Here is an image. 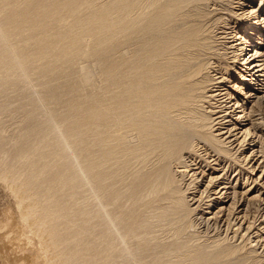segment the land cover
Wrapping results in <instances>:
<instances>
[{
    "label": "bare ground",
    "instance_id": "6f19581e",
    "mask_svg": "<svg viewBox=\"0 0 264 264\" xmlns=\"http://www.w3.org/2000/svg\"><path fill=\"white\" fill-rule=\"evenodd\" d=\"M26 1L31 4L26 5ZM86 1L0 0V23L7 22L5 26L2 25L4 27L0 26V48L7 46L8 51L13 54L12 59V55H8L10 60L5 65L7 71H38V75L43 76L49 65L65 61L69 64L71 60L69 65H61L66 69L58 68L52 73V76L59 75L63 71H71L72 61L78 56L91 57L103 71L100 86L96 88L95 84L94 88V84H86L93 86V93L92 88L89 93V87H86L87 92L86 85L81 84L79 87L75 85L72 91H65L64 87L46 90L42 99L47 100L46 102L53 100L56 104L66 103L65 112L58 115V112L49 108L46 114L43 113L46 115L45 119L30 120L33 135L26 141H17L12 149L7 147V151H4L2 148L1 164L10 170L14 181L24 175L25 185L38 198L35 203L38 206L34 209L36 212H29V216H38L35 222L37 228L47 226L53 244L50 246L43 240L42 245L46 247V251L50 247L59 252V260L55 264H182V260L186 258L183 254L186 244L174 243V240L181 238L186 232L185 228H188L186 220L191 217L192 211L188 206V196H185L186 192L191 191V183L196 180L194 178L190 181L193 174L186 156L198 155L193 146L197 143L196 139L210 144L216 151L220 150L219 153H226L221 151V143L211 133L221 117L214 120L211 115L198 114L193 109H197L199 104H206L204 95L211 93V89L219 84L216 83L217 77H209L208 71L212 69L209 65H216V71L212 69L211 73H216L214 76L221 75V79L229 73L228 65L234 63H228V49L221 48L218 45L220 42L216 43L217 39L225 40L226 37H221L224 32H214L224 29L219 26L230 23H225L220 13L208 12L210 7L222 8L218 0H145V7H142L144 2L141 0L142 4L136 3L141 13L138 12L136 16L125 14L123 19L117 16L119 12L118 15H124V11L117 12L120 0L116 6L114 0V3L111 1L112 7L108 6L109 10L101 8V13L104 12L106 16L109 14L107 17L111 13L114 16V11L110 10L115 8L118 20L112 17L109 22L111 17L108 20L105 17V20L99 19L100 23L94 22L96 25L87 22L85 27L79 26L85 33L89 32L94 41L89 45L91 41L88 44L86 40L87 45L82 38L79 41H82L81 49H75L77 46L74 45H78V32L74 33L70 27L69 30L66 29L68 33L61 32L62 35L60 32L57 34V31L64 29L68 21H73L74 24L79 22V15L84 10ZM133 3L131 0H123L121 7L130 10ZM241 3L242 7H246L247 2ZM263 3L264 0H258L255 9L243 16L247 20L246 25L244 24L237 39L240 40L238 45L241 48L234 51L238 54H234L237 56L234 59L242 63L238 75L247 74L241 77L242 84L248 81L253 87L259 86L252 90L257 92L264 88V55L259 53L264 31L261 34L258 31L259 26L264 23L263 19L260 20L264 16ZM22 5L30 7L32 14H23ZM136 10L139 11L138 8ZM184 12H189L191 18L180 20L179 17ZM94 13L93 17L98 14ZM74 29L78 31V28ZM82 29L79 32H83ZM253 33H257L258 38L255 49L250 51L252 41L249 42L248 37H256ZM45 41L50 44L46 53L30 51L32 47ZM94 42L97 44H93ZM127 49L131 50L129 54H126ZM121 51H125L126 56ZM223 65L225 68H222ZM70 74L72 71L62 77ZM233 84V88H240ZM62 96L67 99L62 100ZM254 97L258 100L256 104L259 108L264 106V98H258L257 94ZM234 103L235 106L237 101ZM76 122L80 126L74 131V127H78ZM39 126H43L41 132ZM122 133L128 135L126 137L133 134L132 139H135L136 144L126 146L121 142L124 144L122 145L119 142L122 140L120 137H124ZM126 137L123 138L125 141ZM69 145L75 147L70 151L71 155L65 158L63 150L68 152L64 148ZM114 152L123 154L121 157H124L122 160L127 166L132 162L138 166L137 169H132V174H127L126 179L120 177L121 187H116L119 177L110 162ZM122 160L118 167L123 166ZM75 163L80 164L81 168L73 177L72 166ZM127 166L126 169H129ZM122 169L119 171L124 173L125 169ZM186 179L190 181L188 185H185L188 182ZM76 186H87L96 196L94 203L97 204V212L90 221L86 219L84 222L82 216L83 221H71L74 208L72 207L71 212L68 211L71 202L69 203L67 196ZM74 193L78 195L76 190ZM80 195L81 193L77 197L80 198ZM75 203L77 202L74 205ZM79 203L78 206L81 205ZM87 216L86 218L89 217ZM164 233L171 234V240L159 243V236ZM164 235L165 238L167 235ZM220 244L212 247L199 245L195 248L192 244L191 250H194L191 252V264H249L250 259L237 255L241 249ZM1 247L0 255L4 256L6 253L3 255ZM180 254H183L182 259ZM173 259L176 261L172 262Z\"/></svg>",
    "mask_w": 264,
    "mask_h": 264
},
{
    "label": "rangeland",
    "instance_id": "374dc122",
    "mask_svg": "<svg viewBox=\"0 0 264 264\" xmlns=\"http://www.w3.org/2000/svg\"><path fill=\"white\" fill-rule=\"evenodd\" d=\"M52 1H57V0H51V2ZM58 1H62V0H58ZM111 1H113L112 3L116 1L114 3L116 6L118 0L115 1L94 0V2L93 0H87L86 5L89 3L87 5L88 7L84 5V10H82V13L79 15L81 19L80 18L78 19L79 22L75 21L77 23V24L75 23L76 26L79 24L78 27L74 26L75 24L73 23V21H71L73 24H69L71 22L68 21V23H66V26L64 27L65 30L60 29L61 31L58 30L57 34H59L58 32L60 33L63 32V34L68 33L70 27V30L73 29L74 33L78 32L76 34L78 35L79 38L78 42L83 38L85 39V41L84 40L83 41L86 44L87 42L89 44V42L91 41L89 44L91 45V43L94 41L93 39L91 40L92 36L90 35L89 32H86L89 33L88 35H90V38H88V35L85 33V31L82 28H79V26L81 27L83 25L85 27L86 25L85 23L87 22H88L87 24L100 23L98 22L99 19L105 20L107 18L108 20L111 17L110 18L111 20H108L110 22L112 21V17L114 18L117 12L119 11L122 12L124 11L123 12L124 15L122 16L118 15L120 14V12L117 14V16H119V18L122 17V19L126 15L131 16L130 14H133V16H136L138 12L141 13L140 8L137 7L138 5L142 4L141 0H133L135 1L134 3L131 0V3H133L131 5L134 6L136 3L138 4V5L136 4L135 8H133L132 6L134 10L132 8H130V10H127L129 8L127 9L122 8L121 2L123 0H120V4L118 3L119 4L118 7L120 6L123 10L122 9L120 10L119 7L118 11L115 12L116 10L115 8H113L114 10L111 9L110 11L111 12L114 11L115 15L112 16L113 14L110 12L111 13L110 17H107L109 14L106 16L104 15V12L101 13V11L107 9L109 10L110 5L112 7ZM144 1L145 0H143L142 2ZM147 1L150 2V0ZM257 1L258 0H242V1L218 0L217 2L218 3L220 2L219 4L221 5L222 8L210 7L208 9V12L211 13L215 12L214 14H217V12L218 14L220 13L223 16L222 17L223 21L225 23H230L226 26L223 25L219 26V28H224V29L219 31L215 30L214 32H216V34L220 32H224V34H222L221 37H226L225 40L217 39L216 43L220 42V44L218 43V45H220L221 48L225 47L226 49H228L227 50V53L229 54L228 58L230 57L228 63H231L233 61L234 63L232 65L231 64L228 65L229 73L226 74V77L224 76L221 79H219L221 75L214 76V74L216 73H211L214 70L216 71L217 69V67H215L216 65L215 66L209 65V68L212 67L213 69V70L211 69L212 70L211 71L208 68V70L212 74L211 75L208 71L209 77L213 79L218 78L216 80V83L219 84L215 85V87L211 89L212 90L211 93H207L204 95L205 96L204 101L206 104H199L197 106L198 110L196 108L194 109L192 108V109L198 114L211 115L212 117L211 119L214 118L217 119L218 117H221L219 120L216 121L217 123H219V125H216L217 124L216 122H215L216 124L214 123L215 127H213L211 133L213 137L216 138V140H218L219 143H221V145H219V147L221 146L220 147L221 151L226 153H219L220 150L216 151L210 147V144L208 145V143L206 144L204 141L196 139L195 142L197 143L193 144V146H194V150L196 151V154L198 155L193 156V154H191L192 156H186L188 165H191L190 168L192 170L191 174H193V177L191 176L190 181L192 182L194 178H196V180L193 181V184L191 183V187H190L191 191L186 192V196H185V197L188 196L187 201L189 203L188 204L189 209L192 211V213L193 212L194 213L193 214L191 213L190 215L191 217H188L189 219L186 220V223L188 224V226L186 225L188 228H185L186 232L183 233L182 236L180 235L181 238L178 237L175 239L176 241L174 240V243L176 242V243L186 244L184 245L185 248L183 252L186 258L182 260V264H191V259H190L191 252H193L194 250V249L191 250L192 244H193L192 247L195 248L199 245L200 246L207 245L208 247H212L215 245L219 246L220 243H221L220 245L223 246H230L231 248L241 249V251L237 253V255L246 256L247 260L250 259L248 261L249 264H264V106H261L262 108L261 107L259 108L258 105L256 104L258 100L254 97V94H257L258 98L261 99L264 98V88L262 89L261 92H257L256 90L255 91L252 90L254 88L257 89L259 86H257V88L253 87L249 85L248 81L247 83L245 82L242 84L241 77L247 76V74L245 73V75L244 74L238 75L240 73L239 72L240 69H242L240 67L242 63L234 59V57L238 56L237 52L235 53L234 51L236 49L241 48V46L238 45L240 40L237 41L239 37V33L240 34L242 33L241 29L246 25L245 22L247 21L244 20L245 17L243 16L246 15L247 12H251L252 10L255 9V7L257 6L256 5ZM241 2H247L245 4H247L248 6L246 5V7H242ZM29 4H31V2L26 1V5ZM143 4L144 5L142 7H145L146 3L144 2ZM21 7L22 8L24 7L23 8L24 10H21L23 14L26 15L32 14V10L30 7L28 8V6L25 5H22ZM137 8L139 11L136 10ZM131 11L133 12L131 13ZM94 12L98 13L96 14L97 17L96 16L93 17V15H95ZM122 12L121 14H123ZM188 13L189 12L182 13V15L184 14L183 15L184 17L181 15L182 18L179 17V19L185 20L188 19L189 17L191 18V14ZM185 15H187L188 17ZM91 18H93L94 20L93 19L91 20ZM115 19L118 20L116 17ZM115 19L114 21H116ZM262 19L264 20V16L260 18V20ZM90 20L93 22H91ZM258 21L259 20H257L256 22ZM5 23L7 22L1 21L0 26L2 25L5 26L6 25ZM252 23H255V21H253ZM259 24H255V25L258 26ZM261 25L262 26H259L258 28L260 34L264 31V23ZM74 28H78V31L77 29ZM66 29L68 30L66 31ZM79 29H82L83 32L81 30L79 32ZM79 35L81 38L79 37ZM254 35L256 37H252V36L248 37L246 35L248 38H250L248 39L249 42L252 41L251 47H249L250 51H253L255 49L254 47H256V41L258 35L257 33H253V36ZM78 42H77L78 45H74L77 46L75 47V49H81L80 47H82L80 44L82 41L79 43ZM84 42L82 44L86 45ZM221 43L224 44V46H222ZM261 43L262 44L259 46L260 48L259 53L261 55L262 54L264 55V37L262 38ZM93 44H97V43L94 42ZM3 47L0 48V150H2L3 148L4 151H7L6 148L8 147L9 149L10 148L12 149L17 141L19 140L26 141L30 139V137L33 135L30 122H32L33 119L35 120L40 119L39 121L45 119L44 118L46 116L45 114L47 113L49 108L52 111L54 110L58 112L56 113L58 115H62L65 112L64 110L66 108L65 105H67L66 103L56 104V102L53 100L48 101L49 102L48 103L46 102L47 100L44 101L42 99L44 97V92L45 93L47 92L46 90L48 89L50 90V88H55V87L59 89L64 87L65 91L66 90L72 91L75 85L78 86L79 84L84 86L86 84H94L93 85L94 88L96 84V88H97L98 86L101 85L99 83L103 82L102 81L103 78H101L102 77L101 75H103V71L101 70L99 65H97L98 63H96V60L87 56H78L75 61H72L73 62L72 63L73 68L71 70L72 74H70L67 77H62V76L69 74L71 72L69 70L63 71L59 73V75L57 74L54 76H52V73L53 71L58 70V68L62 70L66 69L67 67L63 68L62 66L69 65L71 63V60L69 64L67 61H65L64 62L65 64L59 63L60 65L59 64L49 65L45 69V71L47 70L45 72L47 76L46 75L42 76L41 73H40L41 75H38L39 73L38 71L35 72L33 71L35 75L33 74V72L32 73L22 72L20 69L7 71L5 69L6 68L5 65L8 64L10 60V57L8 58V55L11 54L12 55L11 59H12L13 54L10 51H8L9 48H7V46L6 47L3 46ZM49 47L50 44L48 43V41H45L39 43L36 47H32V48L30 47L31 48L30 51L31 52L36 51L35 53L40 51L42 53H46ZM91 47L92 49H94L93 47L95 46L93 45ZM126 51H127L126 54L127 53L129 54L131 50L127 49ZM218 52L221 54L222 51H218ZM122 53L124 54L125 51ZM123 54H120L122 55L121 57L126 56V54H124L125 56ZM234 54H236L237 56ZM223 66L224 67L222 68H225V65ZM64 72L66 73L68 72V73L65 74ZM262 82L264 84V80H262ZM233 83L239 85L240 88L239 89L233 88L234 86ZM258 84L260 85V83ZM87 86L89 87V89L86 88ZM91 86L92 85L85 86L86 88L85 90L88 89L89 93L91 92V90L92 93L93 91L95 92V89L92 88L93 86L92 87ZM90 88L92 89L90 90ZM65 97H63L64 99L62 98L61 99L66 100L67 97L66 98ZM235 101H237V104L239 106H237V104L234 106ZM75 125L76 126L78 125V127H74L73 130L75 131V129L77 128L76 129L77 131L80 125L77 124V122ZM42 127L43 126L38 127L40 132L43 130ZM38 128L36 129L37 131H39ZM123 133L122 135H124ZM129 135L131 137H126L128 135L126 136L124 135V137H120L122 140H119V142L120 143L124 142L126 146L135 145L136 141L134 142L135 139H132L133 134H129ZM125 137H126V141L123 139ZM132 140L134 143L132 142ZM73 147L75 146L69 145L65 147L64 149L68 150V152L63 150L62 155L65 156L66 154L65 158L70 156L71 155L70 151H72ZM119 155L120 154L114 152L111 158L112 160L110 161L113 163V164L110 163V166L111 164L112 166H114V169L117 170V171L115 170V172L117 173L116 176L119 177V180H117L116 182V184H118L116 187H121V184L119 182H121L120 180L122 179H120V177L121 178L124 177L123 179H126V177L128 176L127 174L129 173L132 174L134 172V170L132 169L138 168L137 164H132L133 162L131 161L133 167L130 163H128V166L129 165L131 166H129V169L128 168L126 169L125 166L127 165L122 160L124 157H121L123 154L120 156ZM90 159H88V161ZM121 160L123 163L122 165L125 167L124 173L120 172L123 166L118 167L119 166L118 163ZM76 164L77 163H75L72 166L73 177L79 172L81 168L80 164L79 165ZM124 169H122V171ZM126 170H128L127 171L128 173L126 172ZM131 170L132 172H130ZM9 172L10 170L8 168L6 169V167H3V165L1 164V155H0V247L2 246L1 249L3 251V255L4 253H6L4 256L0 255L1 256L0 264H55L57 260H59V256H60L59 252L55 248L50 249V247L47 248L48 251H46L44 250L46 249V247L42 245L43 240L50 246H52L53 244L47 226L45 225L40 229L37 228L35 222L37 221L38 216L35 214L33 217L29 216V212H36V210L34 209H36L38 206L37 204H35L38 202L36 201L38 198L31 193L28 185H25V179L23 178L24 175H22L23 177L22 176L19 177L17 181L15 180L16 181L15 182L12 179V176H10L11 172L10 173ZM10 179L13 180L15 183ZM186 180L188 181V179ZM190 181L185 182V185L186 184L188 185ZM76 187L74 191L70 192L69 195L67 196L70 199V200L68 199L69 203L71 202L68 211L71 212L73 208L75 209V210L73 209L74 212L73 211L71 212L73 215L71 221H74L75 223L79 221H83L82 219H85L84 222H86L87 220L90 221L94 218L93 216H95V212H97L96 209L97 204L94 203L96 202V196L93 193V190H90L89 188H87V186H84V188H81L82 186H78L77 189ZM81 189L83 192H81ZM75 190L78 195L81 193V195L79 196L81 199L78 198L77 197L78 195L74 193ZM71 194L73 195L71 197H74L72 200L70 197ZM24 196H26V199ZM74 199L77 202L75 203V205H74L75 201L73 202ZM78 203L79 205L81 204L82 206L81 205L78 206ZM75 206L78 209H76ZM81 208H83L84 212L81 210ZM84 208L86 210L88 209V211H86ZM79 210L81 211L82 214L80 213ZM74 213H76V216L78 215V217H76ZM85 213H87L89 217ZM84 214L88 218H86ZM73 217L76 218L74 219ZM28 227L31 228L29 229ZM164 234L167 235V233ZM164 234L163 236L161 235L162 237L159 236L160 238H162V239L159 238V243H167V241L170 242L171 234H168L165 238H164L165 236ZM183 254H180V257L181 255L183 256ZM182 258L183 257H181L180 259ZM174 261L176 260L173 259L172 262Z\"/></svg>",
    "mask_w": 264,
    "mask_h": 264
}]
</instances>
